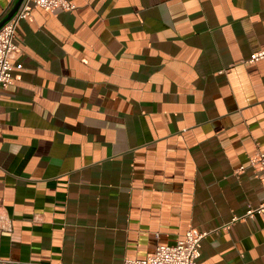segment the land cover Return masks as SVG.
<instances>
[{
	"label": "crops",
	"instance_id": "obj_1",
	"mask_svg": "<svg viewBox=\"0 0 264 264\" xmlns=\"http://www.w3.org/2000/svg\"><path fill=\"white\" fill-rule=\"evenodd\" d=\"M70 1L15 31L0 259L123 264L195 228L198 264H264V214L247 216L264 201V0Z\"/></svg>",
	"mask_w": 264,
	"mask_h": 264
},
{
	"label": "built area",
	"instance_id": "obj_2",
	"mask_svg": "<svg viewBox=\"0 0 264 264\" xmlns=\"http://www.w3.org/2000/svg\"><path fill=\"white\" fill-rule=\"evenodd\" d=\"M39 6L46 10L61 9L72 11L76 8L70 0H24L16 15L0 29V87L6 88L15 83L19 77V70L23 68L21 62H12L10 54L17 49L14 42L16 28L19 22L30 15L32 6ZM264 60V49L253 52L250 62ZM250 164L261 173L264 186V152L257 151L250 157ZM264 214V201L258 208H251L247 216ZM206 232L190 228L184 237L173 244H159L153 252L144 258L126 257L123 264H198L201 254V241ZM2 264H62L51 262H32L10 259H0Z\"/></svg>",
	"mask_w": 264,
	"mask_h": 264
},
{
	"label": "water",
	"instance_id": "obj_3",
	"mask_svg": "<svg viewBox=\"0 0 264 264\" xmlns=\"http://www.w3.org/2000/svg\"><path fill=\"white\" fill-rule=\"evenodd\" d=\"M23 1L24 0H16L11 9L0 19V29L16 15Z\"/></svg>",
	"mask_w": 264,
	"mask_h": 264
}]
</instances>
